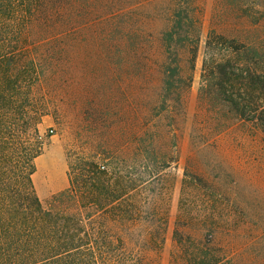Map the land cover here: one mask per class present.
<instances>
[{
	"label": "trees",
	"instance_id": "16d2710c",
	"mask_svg": "<svg viewBox=\"0 0 264 264\" xmlns=\"http://www.w3.org/2000/svg\"><path fill=\"white\" fill-rule=\"evenodd\" d=\"M120 3L0 0V264H161L168 206L164 209L150 199L145 208L136 198L158 176L153 170L157 161L152 166L147 163L155 156L153 138L144 136L141 141L143 166L148 168L138 176L139 182L132 181L129 172L70 167L69 187L47 202L39 199L32 182L42 119L51 115L58 120L62 87L68 90L73 82L71 45L76 40H95L107 43L109 51L123 31L141 33L125 26ZM181 31L176 22L164 38L138 41L135 61L140 72L187 74L192 82L200 34L190 36L186 30L183 38H177ZM181 44L187 56L178 51ZM222 45L228 56L215 62L214 98L235 110L237 121L219 125L224 131L251 125L257 132L252 139V166H264V69L247 55L256 49L235 39H224ZM111 53L101 64L116 68ZM164 84L170 81L166 78ZM205 203V212H212L200 220L204 234L199 239L188 237L185 252L173 254L175 261L242 264L247 253V263L264 264V219L231 207L236 219L228 233L249 241L241 250L228 251L233 249L228 243L217 242L222 234L218 205ZM146 212L151 213L145 216ZM159 219L165 223L161 227Z\"/></svg>",
	"mask_w": 264,
	"mask_h": 264
},
{
	"label": "rangeland",
	"instance_id": "374dc122",
	"mask_svg": "<svg viewBox=\"0 0 264 264\" xmlns=\"http://www.w3.org/2000/svg\"><path fill=\"white\" fill-rule=\"evenodd\" d=\"M120 1L123 23L141 33L123 31L109 51L107 43L95 40L71 45L72 85L68 90L62 87L58 120L47 115L39 128L40 153L33 160L32 175L35 192L42 202L49 201L69 187L70 167L80 166L129 172L131 180L139 182L138 176L148 168L143 166L141 141L144 136L153 138L156 157L151 155L147 163L157 161L153 170L158 176L136 198L145 208L150 199L164 209L168 206L161 264H180L173 254L185 252L188 237L204 234L200 220L212 212H205V202L208 207L218 205L222 234L217 242L228 243L233 248L228 251L241 250L249 240L228 233L236 219L231 207L264 219V166H252L257 132L251 125L229 131L219 125L236 122L237 113L214 98L215 62L228 56L222 40L235 39L256 49L247 55L264 69V0ZM176 22L190 36L200 34L192 82L187 74L175 72L144 75L135 61L138 41L160 40ZM182 31L177 38L185 36ZM182 46L178 51L187 56ZM110 53L116 68L101 64ZM166 78L170 85L164 84ZM160 156L166 159L161 161ZM159 220L161 227L165 223ZM242 258L246 262L242 264H252L247 263V253Z\"/></svg>",
	"mask_w": 264,
	"mask_h": 264
}]
</instances>
